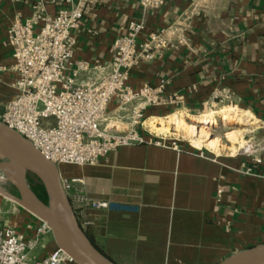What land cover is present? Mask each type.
I'll return each mask as SVG.
<instances>
[{"label": "crops", "instance_id": "crops-1", "mask_svg": "<svg viewBox=\"0 0 264 264\" xmlns=\"http://www.w3.org/2000/svg\"><path fill=\"white\" fill-rule=\"evenodd\" d=\"M38 1L46 3L51 16L66 9L62 0H0V68L13 65L9 29L16 19L31 18ZM142 18L139 0H104L88 7L75 31L74 60L98 69L81 73L78 84L108 74L115 40L130 22ZM145 18L146 32L139 42L164 31L168 47L162 57L134 69L128 84L137 90L169 81L164 97L181 100L177 107L150 108L147 117L215 109L210 97L220 86L232 93V102L217 108L234 107L254 116L257 124L244 136L259 144V162L238 155L240 149L217 154L180 142L179 151L155 144L124 147L95 166H62L60 173L82 180L87 197L115 208L89 209L79 219L91 241L115 264H221L264 244V0H167L163 9ZM0 79L2 98L12 93L13 75L0 72ZM193 86L198 87L196 94L189 92ZM129 116L112 102L104 126L124 132ZM248 169L253 170L250 176ZM2 206V224L28 238L35 235L40 224L35 217ZM54 248L53 241L40 255Z\"/></svg>", "mask_w": 264, "mask_h": 264}, {"label": "built area", "instance_id": "built-area-1", "mask_svg": "<svg viewBox=\"0 0 264 264\" xmlns=\"http://www.w3.org/2000/svg\"><path fill=\"white\" fill-rule=\"evenodd\" d=\"M103 1L62 0L66 9L56 16L49 15L46 3L38 1L32 6L31 18L16 19L8 31L13 65L0 68V72L11 73L13 82L12 93L0 98V121L31 142L59 171L62 166H95L111 153L135 145L155 144L180 150V141L153 136L146 127L151 119L147 117L148 109L177 107L181 103L177 95L164 97L169 81H162L156 88L146 85L137 90L128 84L134 69L144 61L162 57L168 47L164 31L152 33L146 42H139L146 32L147 13L160 11L167 0H139L143 18L130 22L125 33L115 40L108 74H100L96 81L86 85L78 84L81 73L98 67L74 60L75 31L80 28L88 7ZM189 92L196 94L198 87L193 86ZM112 102L120 110L129 111V125L124 132L104 126ZM231 102L232 93L219 86L212 91L209 104L213 108ZM245 142L238 155L258 163L259 144L251 139ZM252 172L248 169L245 174L250 176ZM61 180L78 219L89 209H115L109 203L87 197L82 180L62 175ZM4 214L0 203V264H77L56 245L48 255H38L42 239L52 235L48 224L35 217L40 224L35 235L28 238L14 227L2 224Z\"/></svg>", "mask_w": 264, "mask_h": 264}, {"label": "water", "instance_id": "water-1", "mask_svg": "<svg viewBox=\"0 0 264 264\" xmlns=\"http://www.w3.org/2000/svg\"><path fill=\"white\" fill-rule=\"evenodd\" d=\"M0 150L8 154V157L0 158L2 161L0 172L3 173L5 168L12 165V158L26 160L34 168L31 173L45 187L48 204L41 202L29 187L34 204L33 208L24 205V195L20 191L21 200L15 199L2 188L0 194L15 200L31 215L48 224L52 229L55 245L72 257L77 264H115L103 255L81 225L68 196L63 190L59 168L47 160L31 142L1 121ZM221 264H264V244L238 253Z\"/></svg>", "mask_w": 264, "mask_h": 264}, {"label": "bare ground", "instance_id": "bare-ground-1", "mask_svg": "<svg viewBox=\"0 0 264 264\" xmlns=\"http://www.w3.org/2000/svg\"><path fill=\"white\" fill-rule=\"evenodd\" d=\"M180 112L169 116L167 118H154L146 122V127L156 136L168 137L173 135L175 132L183 134L189 142L195 144L199 148H207L217 154L223 151H230L236 153L239 149L243 148L246 144L244 140V134L247 133L248 127L257 124L254 116L246 113H239L234 107H225L219 111H211L205 114H200L198 117L195 116H179ZM190 117V118H189ZM221 117L223 123L226 126L239 125L244 129L232 131L229 133L228 142L231 146L224 144L220 137L213 136L209 129L218 126L216 118ZM153 118V117H152ZM193 122L196 126H191L188 122ZM253 128V127H252ZM8 157V154L0 150V158ZM12 165L3 170L5 179L0 180V192L1 183L12 182L18 190L24 195V205L28 208H33L34 204L31 199L28 186L25 179L16 172L15 167L20 166L32 172L33 166L24 159L12 158Z\"/></svg>", "mask_w": 264, "mask_h": 264}, {"label": "rangeland", "instance_id": "rangeland-1", "mask_svg": "<svg viewBox=\"0 0 264 264\" xmlns=\"http://www.w3.org/2000/svg\"><path fill=\"white\" fill-rule=\"evenodd\" d=\"M225 107H227V106H225ZM223 108L224 107H218V108L216 107L215 109H209L207 111H202V112H199V113H195V114H192V115L191 114H188V115L198 117L200 114L202 115V114H205V113H208V112H211V111H219V110H221ZM175 114H177V113H175ZM178 115L179 116H183V115H180V114H178ZM170 116H172V115H170ZM216 120L218 122V126H214V127L210 128L209 129V132L213 136H215V137H220L223 140L224 144L227 145V146H231V143L228 142V137H227L230 132L237 131V130H241V129L246 128V127L243 128L242 126H239V125L226 126L223 123V120H222L221 117L216 118ZM188 122L190 123L191 126H196L195 123L190 122V121H188ZM168 137H171L172 139H177L178 141H180L182 143L189 142V140L183 134H178L176 132L173 135H170ZM244 140H246L245 136H244ZM189 143H191V142H189ZM191 144L193 145V143H191ZM1 162L2 161H0V163ZM15 169H16V172L18 174L20 173V175L25 179L26 184H28V187L32 191V188L34 189V184L36 183L35 175L33 173H31L29 170H27L25 168H22L20 166L15 167ZM2 178L5 179V175H4V173L0 172V180ZM1 188L5 192H7L9 195H11L12 197H14L15 199L21 200V194H20L18 188L15 185H13L12 183H10V182L1 183ZM0 203L2 205H11L12 207L16 208L18 211H25V212L29 213L28 211H26L25 209H23L22 206L19 205L15 200H12L10 198H7V197L3 196L2 194H0ZM53 241H54V239H53V236L52 235L51 236L44 237L42 239L40 245H39L38 255L41 252H43L45 248L51 246V244L53 243Z\"/></svg>", "mask_w": 264, "mask_h": 264}, {"label": "trees", "instance_id": "trees-1", "mask_svg": "<svg viewBox=\"0 0 264 264\" xmlns=\"http://www.w3.org/2000/svg\"><path fill=\"white\" fill-rule=\"evenodd\" d=\"M36 183L34 184V189L32 191L38 197V199L44 204H48V196L45 190V187L41 183V181L35 176Z\"/></svg>", "mask_w": 264, "mask_h": 264}]
</instances>
